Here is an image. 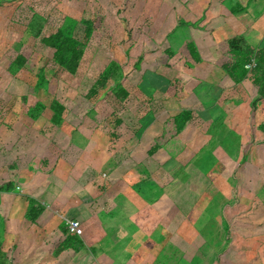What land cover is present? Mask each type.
Listing matches in <instances>:
<instances>
[{
    "label": "rangeland",
    "instance_id": "1",
    "mask_svg": "<svg viewBox=\"0 0 264 264\" xmlns=\"http://www.w3.org/2000/svg\"><path fill=\"white\" fill-rule=\"evenodd\" d=\"M171 4L0 0V168L18 171L15 163L23 159L32 174H51L47 157L53 153L69 184L91 180L105 188L103 173L125 176L119 191L155 197L165 208L164 223L190 221L192 264L201 258L206 264H264V86L250 77L230 86L224 72L217 76L211 68L218 47V55L203 48L199 65L185 58L183 42L173 43L179 14ZM97 18L99 28L86 35L85 22ZM59 29L84 44L73 74L41 44ZM167 48L173 54L162 65L158 59ZM24 51L34 53L36 63L17 67L13 59ZM119 90L127 91L123 100ZM53 103L66 110L56 123ZM182 111L197 118L179 134L183 145L148 153L163 122ZM200 239L201 258L194 246ZM0 264H18L4 241Z\"/></svg>",
    "mask_w": 264,
    "mask_h": 264
},
{
    "label": "crops",
    "instance_id": "2",
    "mask_svg": "<svg viewBox=\"0 0 264 264\" xmlns=\"http://www.w3.org/2000/svg\"><path fill=\"white\" fill-rule=\"evenodd\" d=\"M171 1L179 14L173 20V43L182 41L183 48L192 42L201 63L203 48H212L215 52L222 41L237 38L260 46L264 39V6L251 10L258 0ZM187 38L190 41H185ZM211 69L217 76L222 71L216 66ZM226 80L233 85L228 77ZM48 157L51 174H32L26 168L18 171L0 168V241L12 247L15 262L192 264L190 221L178 226L164 223L167 219L165 208L153 201L155 197L143 198V193L136 191L126 196L119 191L123 189L121 185L128 183L125 176L116 180V176L111 178L103 173L102 177L107 178L105 188H96L91 180L86 186L80 182L69 184L60 173L63 163L56 159L57 154L50 153ZM6 185L9 186L7 190L3 189ZM113 191L118 196L112 197ZM32 201L52 212L46 223L37 225L27 217ZM67 219L80 223L81 236L66 231ZM203 243L200 239L194 245L200 247L195 257L201 258ZM204 260L201 258L200 264H206Z\"/></svg>",
    "mask_w": 264,
    "mask_h": 264
},
{
    "label": "trees",
    "instance_id": "3",
    "mask_svg": "<svg viewBox=\"0 0 264 264\" xmlns=\"http://www.w3.org/2000/svg\"><path fill=\"white\" fill-rule=\"evenodd\" d=\"M100 20L101 18H97L93 23L85 22L86 35H90L93 29L99 28ZM41 44L53 49V59L58 66L70 74L77 71L84 53V44L80 39L59 29L55 33L42 38ZM218 50L220 57L215 61V66L221 69L234 84H239L245 78L250 77V81L254 86L260 88L264 86V42L260 46H253L243 42L240 38L231 39L219 43ZM172 54L173 51L170 48L165 49L159 57L158 62L165 65ZM181 54L193 64L201 63L199 52L192 42L187 43L182 48ZM252 61L254 62V66L251 70H248L246 66ZM13 63L17 67H23L27 63L32 66L36 63V55L32 52L24 51L14 57ZM116 97L119 100H123L127 97V91L119 90L116 93ZM51 110L53 112L52 119L55 123L64 116L66 111L58 103H53ZM196 123L197 118L190 111H182L169 116L163 122L161 130L154 138V144L148 153L151 154L162 147L167 148L174 143L182 146L183 143L178 140L179 134L187 126L195 125ZM262 130L264 131V124ZM15 166L23 168L27 166V163L23 159H18ZM3 189L7 190L9 186L6 185ZM52 215L51 211L36 201L31 202L27 211V217L31 223L37 225L46 223Z\"/></svg>",
    "mask_w": 264,
    "mask_h": 264
},
{
    "label": "built area",
    "instance_id": "4",
    "mask_svg": "<svg viewBox=\"0 0 264 264\" xmlns=\"http://www.w3.org/2000/svg\"><path fill=\"white\" fill-rule=\"evenodd\" d=\"M254 66V62L252 61L250 64L246 66L248 70ZM66 229L69 233H73L76 236H81L83 234V228L80 223L75 219H67L65 221Z\"/></svg>",
    "mask_w": 264,
    "mask_h": 264
}]
</instances>
